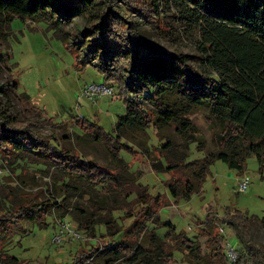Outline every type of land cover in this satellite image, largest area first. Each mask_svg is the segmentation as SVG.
I'll list each match as a JSON object with an SVG mask.
<instances>
[{"label": "trees", "instance_id": "16d2710c", "mask_svg": "<svg viewBox=\"0 0 264 264\" xmlns=\"http://www.w3.org/2000/svg\"><path fill=\"white\" fill-rule=\"evenodd\" d=\"M118 3L117 0H0V34L7 35L5 31L11 30L16 16L46 22L82 64L95 66L109 84L118 87L127 109L118 117L115 135L86 118L77 117L74 121L83 134L104 144L117 162L115 167L87 159L76 148L61 146L54 137L43 135L41 128L61 127L63 123L46 116L40 107H32L31 115L22 120L0 109V151L4 158L10 162L22 159L41 164L55 183L65 182L69 195L88 197L86 203L78 201L73 206L65 200L33 204L18 201L13 193L0 187V264H26L5 253L4 247L15 233L24 230V222L47 225L54 205L71 209L84 230L102 224L109 236H115L125 229L120 243L113 246L105 242L102 247L109 246L115 256H124L130 264H170L175 251L184 253L189 264H228L224 236L213 234L216 217L211 209L210 245L205 252L198 240L183 231L177 232L172 222L161 221L158 209L169 202L160 194L153 196L149 187L139 182L141 172H132L120 151L131 132L146 134L151 127L158 130L159 138L166 142L159 148L158 158L149 155L150 164L155 171L180 174L166 181L176 199H190L201 192L217 160L242 174L247 159L256 156L264 173V0H143V8L128 3L141 13L144 8L157 13L164 8L174 11L178 25L199 36L200 57L208 72L192 66L188 54L168 51L146 40L137 23L118 8ZM77 16L89 21L86 29L66 30L64 26ZM2 55L0 49V62ZM9 82L0 84V93ZM175 86H180L198 107L207 105L210 118L219 123L212 133L217 148L203 158L188 161L191 143L197 142V149L205 151V142L197 135L196 126L182 116V111L166 103L165 94ZM25 97L30 100L29 95ZM163 123L182 137L180 143L159 132ZM148 149L145 147L146 153ZM116 212L123 213L122 219L131 218L132 224L123 228ZM257 220L264 224V217L238 209L223 219L241 231L244 242L235 264H264V245L257 244L250 233L251 224ZM150 223L156 228L167 227L166 236L161 238L150 230ZM149 235L151 243L144 248L142 240ZM100 249L81 250L69 264H94V256ZM114 261L109 260L108 264Z\"/></svg>", "mask_w": 264, "mask_h": 264}, {"label": "rangeland", "instance_id": "374dc122", "mask_svg": "<svg viewBox=\"0 0 264 264\" xmlns=\"http://www.w3.org/2000/svg\"><path fill=\"white\" fill-rule=\"evenodd\" d=\"M117 1L118 8L125 12L131 21L137 23L139 33L146 40L168 51L188 54L192 66L202 72H208V67L200 57L199 36L178 25L179 20L177 21L174 11L164 8L157 13L144 8L141 13L128 3L143 8V0ZM88 25L89 21L86 18L77 16L64 27L66 30L77 32L86 29ZM125 26L123 31L126 34ZM5 33L7 35L0 34V49L3 51L0 84H6L8 80L10 82L4 92L0 93L1 111L22 120L31 115L32 107H40L46 116H52L55 122L63 123L61 127L41 128L40 132L43 135L54 137L61 146L76 148L87 159L115 167L117 162L104 144L93 141L83 134L81 127L75 125L74 121L77 117L86 118L91 122H97L106 131L115 135L118 117L127 111L124 96L119 94L118 87L109 84L104 74L95 66L82 64L77 54L46 22H35L16 16L11 22V30ZM87 84H107L112 88L113 95H96L90 98L83 94ZM26 94L30 100L25 97ZM165 101L173 109L182 111V116L196 126L197 135L205 142V151L197 149V142L191 143L188 161L203 158L216 150L212 133L215 128H219V123L214 119L212 121L207 105L198 107L192 99L186 97L180 86L169 88L165 94ZM147 104L156 108L151 101H147ZM159 130L178 143L182 141V137L171 126L163 123ZM157 131L151 127L147 129L146 134L141 131L131 132L124 139L126 144L120 155L130 165L132 172H141L139 182L148 186L153 196L160 194L163 200L169 202L158 209L161 221L172 222L177 232L183 231L189 237L198 240L205 248V252H208L210 245L208 234L211 231L208 226V222L211 221L208 213L211 209L212 215L216 217L213 234L220 233L222 228L223 239L231 241L238 251L244 246L241 231L236 226L223 222V219L236 209L259 218L264 217V173L260 170L256 156L247 159L246 169L242 174L221 160L215 161L201 192L194 193L190 199H176L171 195L166 181L180 174L165 170L155 171L150 164L149 155L158 158L159 148L166 142V139L159 138ZM145 147L149 148V153L145 152ZM243 178H248L250 183L245 192H240L238 185ZM0 187L13 193L18 201H31L33 204L65 200L67 204L73 206L78 201L86 203L88 198L69 195L65 182L55 183L45 171V166L26 163L22 159L10 162L4 158L1 151ZM52 209L54 213L47 218V225L24 222V230L10 238L4 247L5 253L20 258L26 264H69L81 250L101 248L94 256V264H108L109 260H115L114 264H130L124 256H115L109 246L102 247L105 242L113 246L120 243L125 229L115 236H109L102 224L96 225L92 230H84L71 209L55 205ZM122 215V212L115 213L119 225L126 228L133 220L122 219ZM61 219L71 222L72 228L81 237L78 239L68 237L62 243L55 242L53 238L60 230ZM149 229L155 230L161 238H164L168 231L167 227L156 228V225L151 223ZM250 233L257 244L264 245V224L261 220L251 224ZM151 240V235L146 236L142 240L143 247H148ZM223 246L225 248L226 241L223 242ZM153 248L155 250L156 247ZM170 264H189V261L184 253L175 251Z\"/></svg>", "mask_w": 264, "mask_h": 264}, {"label": "built area", "instance_id": "2783aa9c", "mask_svg": "<svg viewBox=\"0 0 264 264\" xmlns=\"http://www.w3.org/2000/svg\"><path fill=\"white\" fill-rule=\"evenodd\" d=\"M83 94L92 98L96 95H113V90L110 86L106 84H87L83 89ZM249 179L243 178L239 181V191L245 192L248 189ZM60 230L54 236L53 240L57 243H62L66 241L68 237L80 238L81 235L72 228L71 222L61 220L59 223ZM224 232L222 228H220V233ZM226 241L225 253L227 257L228 264H235L237 261L238 251L234 244L231 241Z\"/></svg>", "mask_w": 264, "mask_h": 264}]
</instances>
